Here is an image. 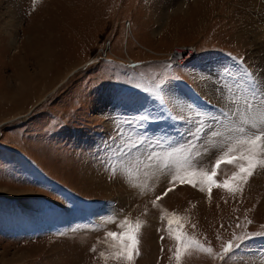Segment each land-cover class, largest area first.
Returning a JSON list of instances; mask_svg holds the SVG:
<instances>
[{"label":"rangeland","instance_id":"obj_1","mask_svg":"<svg viewBox=\"0 0 264 264\" xmlns=\"http://www.w3.org/2000/svg\"><path fill=\"white\" fill-rule=\"evenodd\" d=\"M189 49L191 65H171ZM245 70L264 81V0H0V264H123L107 233L124 219L143 222L133 264H177V228L212 249L179 264H264V170L242 191L177 184L157 201L174 168L147 159L188 139L197 112L211 123L234 108L244 85L230 91V75ZM210 131L192 149L207 171L226 150L203 152Z\"/></svg>","mask_w":264,"mask_h":264},{"label":"snow or ice","instance_id":"obj_2","mask_svg":"<svg viewBox=\"0 0 264 264\" xmlns=\"http://www.w3.org/2000/svg\"><path fill=\"white\" fill-rule=\"evenodd\" d=\"M244 77L238 78L234 74L230 75L232 80L230 91L237 84L243 83L244 85L243 91L237 89L232 96L231 102L235 105L234 108L224 111L219 117L213 118L211 123L206 120L207 114L197 112L195 114L197 126L194 130L189 128L183 134L188 139L176 141L175 144L178 146L171 147L170 150L164 151L162 155L155 152V146L149 145L147 147L149 162L162 159L164 169L171 171L174 168L169 180L170 187L156 198L157 201L163 199V196L172 191L177 184H189L194 188L201 186L200 191L204 190L203 186H207L209 192L213 187H222L229 192L242 191L243 185L256 174L257 170H264V81L257 79L247 70L244 72ZM155 88L163 94L162 83H157ZM148 119H150L148 116L142 117L143 121ZM127 123L131 124V122ZM205 127L211 131L203 152H208L214 148L226 149L217 156L210 171L198 166L192 154V149L201 140V134L205 132ZM146 140L147 137L144 136L143 132H140L137 134L135 141L129 140L128 144L131 147L139 148L145 145ZM163 143V141L159 142L161 147ZM128 154L127 149L121 148L117 151L116 157H123ZM195 156L201 157L202 152L197 150ZM117 162V159L112 161L113 164ZM222 165H232L236 168V171L232 173L230 178L225 179L223 184H220L215 180V177ZM175 219L176 217H173V219L167 221V230L170 234L173 233L172 226ZM108 222L110 223L112 220L109 219ZM119 227L122 231H109L107 233V237L112 240V247L116 249L114 258L122 261L123 264H133L134 258L140 254L139 243L143 222L137 220L132 223L130 220L124 219ZM246 238V236L235 237L236 240L241 242ZM174 239L177 242V264L181 260L182 253L186 251L196 250L206 254L212 253L210 247H204L196 240L190 239L179 228L175 231ZM234 247L239 248L240 244L233 245L230 241L223 248L221 259L232 253ZM101 255L104 254L101 253Z\"/></svg>","mask_w":264,"mask_h":264},{"label":"bare ground","instance_id":"obj_3","mask_svg":"<svg viewBox=\"0 0 264 264\" xmlns=\"http://www.w3.org/2000/svg\"><path fill=\"white\" fill-rule=\"evenodd\" d=\"M32 46V45H31ZM31 48V47H30ZM39 51V50H38ZM190 53H192L193 51L192 50H190L189 51ZM181 54V53H180ZM49 57H47V55H41L39 58H38V65H39V71L38 72H36V73H32L33 75H34V80L38 83V85H42V86H44V87H48V86H50V85H52V83H50L49 85H44V84H41V79L42 78H44L45 76H46V73L48 74V68H49V63H48V59ZM51 66V65H50ZM19 69V68H18ZM38 69V68H37ZM18 77H19V79H20V81L23 79L24 80V82H26L27 83V76L23 73V70H21V72H19V74H18ZM17 77V78H18ZM28 78H32V75L30 76V77H28ZM47 78V77H46ZM46 80V79H45ZM45 80H44V82H45ZM48 80H49V78H48ZM30 81V80H29ZM32 82H33V80H31L30 81V84H32ZM40 82V83H39ZM34 83V82H33ZM38 85H37V87H38ZM34 86H36V85H34ZM11 87V86H10ZM43 87V88H44ZM42 91H43V89H42ZM8 98V97H7ZM15 99V98H14Z\"/></svg>","mask_w":264,"mask_h":264},{"label":"built area","instance_id":"obj_4","mask_svg":"<svg viewBox=\"0 0 264 264\" xmlns=\"http://www.w3.org/2000/svg\"><path fill=\"white\" fill-rule=\"evenodd\" d=\"M190 50H193V49H189V50H184V52L183 53H181V54H173V55H179V56H183L184 54H186V53H188ZM192 53H194V50H193V52Z\"/></svg>","mask_w":264,"mask_h":264}]
</instances>
